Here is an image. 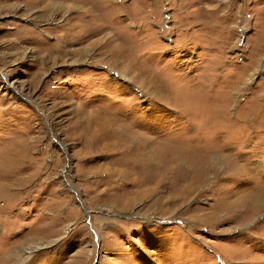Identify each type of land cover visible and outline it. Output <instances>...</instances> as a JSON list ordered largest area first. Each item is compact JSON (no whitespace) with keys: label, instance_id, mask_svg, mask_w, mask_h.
<instances>
[{"label":"rangeland","instance_id":"obj_1","mask_svg":"<svg viewBox=\"0 0 264 264\" xmlns=\"http://www.w3.org/2000/svg\"><path fill=\"white\" fill-rule=\"evenodd\" d=\"M263 206L264 0H0V264H264Z\"/></svg>","mask_w":264,"mask_h":264},{"label":"bare ground","instance_id":"obj_2","mask_svg":"<svg viewBox=\"0 0 264 264\" xmlns=\"http://www.w3.org/2000/svg\"><path fill=\"white\" fill-rule=\"evenodd\" d=\"M214 170H215V172H217L218 174H219V170L217 171V169L214 167ZM213 174V173H212ZM263 196V195H262ZM261 197V196H260ZM263 199V198H262ZM247 200V202H246V204H251V205H248V206H250V208L252 207H256V208H258V207H261V205H263V201L261 200V198H259L257 195L256 196H254V194H252V195H247L245 198H243L242 200H240L241 202H243V201H246ZM239 204V203H238ZM236 205V204H235ZM242 207V206H241ZM264 207V206H263ZM255 208V209H256ZM261 209V208H260ZM238 211V210H237ZM263 211H264V209H263ZM252 216V215H251ZM250 217V216H249ZM31 254V252H29L28 253V255H30Z\"/></svg>","mask_w":264,"mask_h":264},{"label":"snow or ice","instance_id":"obj_3","mask_svg":"<svg viewBox=\"0 0 264 264\" xmlns=\"http://www.w3.org/2000/svg\"><path fill=\"white\" fill-rule=\"evenodd\" d=\"M253 31H255V29H253Z\"/></svg>","mask_w":264,"mask_h":264}]
</instances>
